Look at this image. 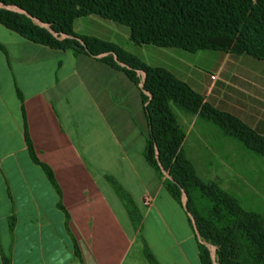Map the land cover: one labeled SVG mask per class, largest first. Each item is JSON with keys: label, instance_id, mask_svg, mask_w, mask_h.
Segmentation results:
<instances>
[{"label": "crops", "instance_id": "crops-1", "mask_svg": "<svg viewBox=\"0 0 264 264\" xmlns=\"http://www.w3.org/2000/svg\"><path fill=\"white\" fill-rule=\"evenodd\" d=\"M73 29L166 67L264 134V59L138 44L127 25L96 13L77 16ZM105 54L35 42L0 23V264H150L146 252L159 264H201L185 193L175 198L168 173L143 154L145 73L137 69L135 82Z\"/></svg>", "mask_w": 264, "mask_h": 264}, {"label": "trees", "instance_id": "trees-1", "mask_svg": "<svg viewBox=\"0 0 264 264\" xmlns=\"http://www.w3.org/2000/svg\"><path fill=\"white\" fill-rule=\"evenodd\" d=\"M90 13L127 25L130 39L138 44L221 49L264 59V0H0V23L26 38L74 53L106 52L102 60L135 82L136 70H143L141 98L148 122L143 154L159 172H168L164 184L175 198L185 193V206L199 235L216 245L215 261L207 245L198 242L200 263L264 264V217L243 207L215 180L198 174L184 152L186 131L175 107L211 120L263 158L264 134L204 100L166 67L148 64L114 42L76 33L74 19ZM25 140L31 157L56 185L50 167L36 157L27 132ZM146 255L150 264H159L151 253Z\"/></svg>", "mask_w": 264, "mask_h": 264}, {"label": "rangeland", "instance_id": "rangeland-1", "mask_svg": "<svg viewBox=\"0 0 264 264\" xmlns=\"http://www.w3.org/2000/svg\"><path fill=\"white\" fill-rule=\"evenodd\" d=\"M175 111L186 131L184 152L193 161L198 174L206 180H215L243 207L264 217V158L211 120L191 115L178 107ZM193 118L196 121L190 130L188 125ZM141 214L138 211L135 224L140 221ZM200 239L216 261V245L202 236Z\"/></svg>", "mask_w": 264, "mask_h": 264}, {"label": "built area", "instance_id": "built-area-1", "mask_svg": "<svg viewBox=\"0 0 264 264\" xmlns=\"http://www.w3.org/2000/svg\"><path fill=\"white\" fill-rule=\"evenodd\" d=\"M147 94H149L147 91H145ZM143 203L146 204L147 206L152 203V197L148 193L143 195Z\"/></svg>", "mask_w": 264, "mask_h": 264}]
</instances>
